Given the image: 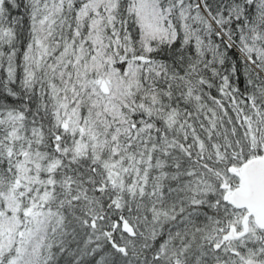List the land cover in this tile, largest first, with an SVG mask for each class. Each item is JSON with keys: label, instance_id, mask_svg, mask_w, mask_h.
<instances>
[{"label": "snow or ice", "instance_id": "snow-or-ice-1", "mask_svg": "<svg viewBox=\"0 0 264 264\" xmlns=\"http://www.w3.org/2000/svg\"><path fill=\"white\" fill-rule=\"evenodd\" d=\"M0 264H264V0H0Z\"/></svg>", "mask_w": 264, "mask_h": 264}]
</instances>
